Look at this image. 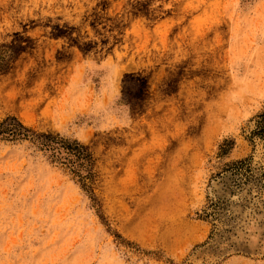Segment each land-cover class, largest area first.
<instances>
[{
  "label": "rangeland",
  "instance_id": "1",
  "mask_svg": "<svg viewBox=\"0 0 264 264\" xmlns=\"http://www.w3.org/2000/svg\"><path fill=\"white\" fill-rule=\"evenodd\" d=\"M9 117L0 264H264V0H0Z\"/></svg>",
  "mask_w": 264,
  "mask_h": 264
},
{
  "label": "trees",
  "instance_id": "2",
  "mask_svg": "<svg viewBox=\"0 0 264 264\" xmlns=\"http://www.w3.org/2000/svg\"><path fill=\"white\" fill-rule=\"evenodd\" d=\"M0 141L30 142L48 156L52 163L70 171L86 193H93V157L88 147L78 140L64 138L58 134L37 133L25 127L15 117H9L0 123Z\"/></svg>",
  "mask_w": 264,
  "mask_h": 264
}]
</instances>
